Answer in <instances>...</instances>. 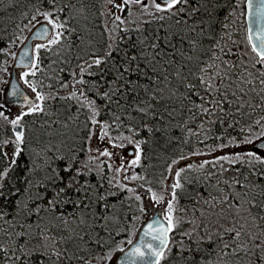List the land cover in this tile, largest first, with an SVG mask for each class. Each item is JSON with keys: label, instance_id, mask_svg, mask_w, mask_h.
<instances>
[{"label": "snow or ice", "instance_id": "obj_1", "mask_svg": "<svg viewBox=\"0 0 264 264\" xmlns=\"http://www.w3.org/2000/svg\"><path fill=\"white\" fill-rule=\"evenodd\" d=\"M106 2L102 48L72 47L64 0L0 35V264H264V0ZM174 102L194 150L156 173L143 133Z\"/></svg>", "mask_w": 264, "mask_h": 264}, {"label": "trees", "instance_id": "obj_2", "mask_svg": "<svg viewBox=\"0 0 264 264\" xmlns=\"http://www.w3.org/2000/svg\"><path fill=\"white\" fill-rule=\"evenodd\" d=\"M64 2L66 4H71L70 1L67 2L65 0ZM35 3H36V0H0V35H2L4 33L12 34L14 31L15 25L18 24L20 21L22 13L24 11L31 12V8L29 6L32 4H35ZM5 6H7V7H5ZM27 19H30V17H28ZM27 19H25V23H27ZM76 24L77 23L72 20V22L70 24V28H76L77 29ZM75 36H76V32L72 35L71 44H73L72 42L76 43V37ZM238 39H242V37H238ZM0 46H4V45L2 43H0ZM72 47L75 48L77 46L73 44ZM9 57H11V56H8L7 59ZM4 58H5L4 54H0V61H2ZM54 59H58V57L54 56ZM77 63H78V61L76 59L72 58V64L75 65ZM53 67H55V66H53ZM62 75L65 76V79L68 78L66 72L63 73ZM86 78L95 79V77H86ZM174 82L175 81H173V83ZM157 87H160V85H157ZM173 107H175V109H176L175 113L170 117H166V119L164 121H161L162 127L158 131H156L154 135L147 133L146 130L143 133L145 136L149 137V143L147 145L143 146L145 148V153H146V158L143 161L144 164H148L149 159H151L157 165V167H160L159 165H161V164L163 165L165 156L168 154H172L174 152H177L179 150V147H186V148H188V150H194V144H195V139H196L195 137H193L192 140L189 141V143L187 145H182L180 143V141L172 139V137H181V138L183 137L184 134L181 132V130L179 128L172 127V125L174 123H179V124L185 123V119H186L187 114H188L187 109L186 108L183 110L180 109L179 104L176 102L173 103ZM74 110H75V106H73V111ZM12 111L13 112L16 111L14 109V107L12 108ZM53 111H58L60 117L65 118V113H66L65 108L57 105L56 108L53 109ZM68 114H71V113H68ZM44 118L45 119H49V118L55 119L56 117L55 116H53V117L45 116ZM101 118H106V117L102 116ZM163 125H167V127L165 128V127H163ZM53 127H58V125L53 126ZM188 127H194V125L191 122H189ZM219 130H220V126H218V125L214 126V131L218 132ZM8 134H11L10 130H9ZM228 134L237 135L236 131H233L230 129L228 130ZM209 135H212V133H209ZM53 138H55V137H53ZM218 142L219 141H217L216 139L206 140V141H202L201 146H203V144H215ZM234 150L237 151L236 149L228 148V150H225V152L234 151ZM211 155H218V154L211 153ZM224 166L227 168L228 164L225 163ZM232 168L233 169L240 168L241 169V175L243 172H246L248 170L242 164H237V165H235V167H232ZM139 170L143 171L142 168H139ZM156 170L157 169H150V171H155V172H156ZM231 172H235V171H231ZM237 178H239V177H237ZM180 203H181V205L186 203L183 196L181 197ZM213 258H215V256H213Z\"/></svg>", "mask_w": 264, "mask_h": 264}, {"label": "rangeland", "instance_id": "obj_3", "mask_svg": "<svg viewBox=\"0 0 264 264\" xmlns=\"http://www.w3.org/2000/svg\"><path fill=\"white\" fill-rule=\"evenodd\" d=\"M65 1V0H64ZM67 2L70 1L71 4L74 6L73 7V21H75L77 24V29H76V43L72 42L74 45L77 47H73L76 50H79L81 52H86L89 50L90 47H97V48H102L103 45L107 42V30L103 28V23L104 21L111 20V13L107 11V9H111L112 12L117 11L116 8H114L111 4H108L106 0H66ZM118 3L122 2V0H117ZM146 2V0H145ZM134 9L136 12L142 11L139 7V5H135ZM127 9H125V14H126ZM25 35L30 34L29 29L24 30ZM92 42L91 44L89 42ZM39 42V41H37ZM72 44V45H73ZM68 48V41L65 40L63 44V49L66 51ZM15 50H19V45L16 46ZM61 54H65L64 51H62ZM55 55H52L51 58L54 59ZM74 58L73 53L68 52L66 55V58ZM9 60H12V57L8 58ZM23 84V82H22ZM26 88V86L24 85ZM27 89V88H26ZM167 87L165 88V91H167ZM16 110V108L14 107ZM236 149L237 151L240 150L239 148H233ZM225 150H228V148L223 149V150H217V152H214V154H220V152H225ZM125 155H127V151H125ZM195 158V159H194ZM208 157L205 156H194L192 157L193 160H200V159H205ZM131 159V157H129ZM191 162L189 161H183V163H188ZM181 163V166L183 165ZM147 165V164H145ZM160 167H156V173H159L160 168L162 167V164L159 165ZM239 166V165H238ZM232 167H235L233 165ZM140 166L136 167V171H141L139 170ZM208 170L214 171V169L209 168ZM229 176H234L236 175L235 172H229L227 173ZM135 183V182H131ZM183 205V204H182ZM149 214H145V220L148 218Z\"/></svg>", "mask_w": 264, "mask_h": 264}, {"label": "flooded vegetation", "instance_id": "obj_4", "mask_svg": "<svg viewBox=\"0 0 264 264\" xmlns=\"http://www.w3.org/2000/svg\"><path fill=\"white\" fill-rule=\"evenodd\" d=\"M244 173V172H243ZM243 173H242V175H243ZM242 175H241V177H242ZM240 178V177H239ZM255 196H256V198L257 199H261V197L259 196V190H257L256 191V193H255ZM258 212V209H253V213L255 214V213H257ZM243 258V256H241V259Z\"/></svg>", "mask_w": 264, "mask_h": 264}, {"label": "water", "instance_id": "obj_5", "mask_svg": "<svg viewBox=\"0 0 264 264\" xmlns=\"http://www.w3.org/2000/svg\"><path fill=\"white\" fill-rule=\"evenodd\" d=\"M30 35V34H29ZM21 87H24V85L22 84V82H21ZM26 89V88H25ZM27 90V89H26ZM147 221V219L144 221V222H146Z\"/></svg>", "mask_w": 264, "mask_h": 264}]
</instances>
